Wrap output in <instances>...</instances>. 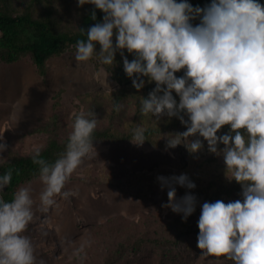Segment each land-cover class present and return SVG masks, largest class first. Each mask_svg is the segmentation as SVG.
<instances>
[{"label": "clouds", "instance_id": "9594fccd", "mask_svg": "<svg viewBox=\"0 0 264 264\" xmlns=\"http://www.w3.org/2000/svg\"><path fill=\"white\" fill-rule=\"evenodd\" d=\"M77 4L94 5L103 18L87 30L77 28L86 38L74 46L76 61L96 57L109 66L105 68L109 75L119 52L134 88L141 89L145 78L155 82L146 97L139 96L141 116L156 127L164 116L185 125L184 131L163 134L166 150L183 144L194 154L206 141L208 152L223 157L227 178L241 186V199L203 202L197 221L200 255L232 264H264V2L210 0L194 6L190 0H77ZM91 18L96 19L95 10ZM113 107L119 112L124 105L116 102ZM98 121L93 110L75 113L65 148L54 161L42 156L43 144L32 145L41 184L37 196L28 182L5 200L13 170L0 173V264H45L27 230L40 219L38 214L58 206V198L78 195V188L66 184L85 158L96 155L93 133ZM129 123L134 125L133 143L148 140L142 123ZM225 125L228 131L218 134ZM7 148L0 135V160ZM156 179L162 190L167 189L168 199L161 206L186 221L196 210L197 195L186 191L178 197L176 186L194 189L195 181L187 173L159 174ZM68 243L75 245L73 253L79 256L91 241L82 237Z\"/></svg>", "mask_w": 264, "mask_h": 264}, {"label": "rangeland", "instance_id": "374dc122", "mask_svg": "<svg viewBox=\"0 0 264 264\" xmlns=\"http://www.w3.org/2000/svg\"><path fill=\"white\" fill-rule=\"evenodd\" d=\"M91 6H78L77 0H0V15L27 16L47 24L55 34H64L77 31ZM33 34L31 29L19 31L23 40ZM75 51V47H68L47 58L40 69L29 53L19 54L9 62L8 51L0 48V135L8 145L0 163L11 154H32V145L45 146L50 136L66 139L74 114L81 111L96 113L99 119L96 129L121 132L134 127L130 121L145 127L153 124L149 117L140 114L139 96L146 94L133 87L119 52L108 75L105 68L109 66L102 65L96 57L78 62ZM124 51L129 60L134 58ZM116 102L124 105L119 112L113 107ZM157 126L158 133L152 136V141L158 145L148 142L137 145L132 141L94 145L96 155L85 158L66 184V188H78V195L67 200L58 198V206L38 214L40 219L27 230L36 244L37 257H42L45 264H103L106 254L115 251L120 243L135 240L146 231L162 244L139 252L125 250L112 264H232L223 258L200 255L197 221L201 212L192 220L193 231L189 235L178 238L171 232L170 208L161 206L167 200L166 195L161 188L150 186V175L160 168L178 174L199 172L204 177L224 173L223 157L208 152L206 141L204 148L194 154L183 144L166 150L163 134L184 131L185 125L176 117L164 116ZM228 129L222 128L218 134ZM114 167L127 172H114ZM132 173L145 175L132 176ZM32 187L35 197L41 190L39 179L32 182ZM141 191L145 196L139 195ZM241 198L240 193H235L225 201ZM82 237L89 238L91 243L78 256L73 253L75 245L68 241L78 243Z\"/></svg>", "mask_w": 264, "mask_h": 264}, {"label": "trees", "instance_id": "16d2710c", "mask_svg": "<svg viewBox=\"0 0 264 264\" xmlns=\"http://www.w3.org/2000/svg\"><path fill=\"white\" fill-rule=\"evenodd\" d=\"M190 2L195 5L204 6L210 3V0H190ZM264 2V0H262ZM96 12V19L91 18L92 11ZM103 12L96 9L92 5L87 13L85 14L83 20L80 23L79 28H84L87 30L92 24L102 20ZM198 21H194L196 23ZM24 29L33 30L34 34L32 38L21 39L19 36V31ZM81 38H86V34L80 32L78 29L74 33H64L55 34L53 33L47 24L43 22L33 21L27 16L21 17H7L0 15V48L6 49L8 51V61L13 62L19 54L29 53L33 62L37 68H43L44 62L47 58L60 54L63 50L68 47H74L77 40ZM182 73L177 72L176 75H181ZM145 84L141 88V91L148 95V93L154 87L155 82H147L145 79ZM175 95V93H174ZM177 99H179L177 97ZM131 128L127 130L116 132L111 128H100L95 129L93 133L94 145L102 143H112V144H123L131 142L132 132ZM147 139L145 142L158 145L156 141H152V136L158 133L155 129V125L146 126ZM170 128V127H169ZM222 128H229L228 125ZM67 138L63 140H58L56 137L50 136L42 151V156L49 161H54L60 154H62ZM32 154L27 156H20L11 154L9 159L5 162L0 163V173L7 171L9 168L13 170V176L11 183L6 186L4 191L5 200H11L13 193L19 186H23L28 182H34L38 180L39 175V165L34 163ZM114 172L125 173L126 169L123 168H113ZM159 174L172 175L178 173L171 171L167 168L157 169L154 175H150L151 182L150 186L155 188H160L159 182L156 177ZM132 176H144L145 174H131ZM189 175V174H188ZM189 177L195 181L196 187L194 189H186L185 187L177 185V196H183L186 191H192L197 195V207L196 210L188 217L185 221L182 219V214L175 213L170 209V220L168 222V229L173 232L178 238L184 235H189L193 231L192 220L201 212V206L204 201H215L217 199H223L233 197L235 193H241V186L235 180H229L225 175V172H218L210 177L201 175V173H193ZM144 191H141L139 195H144ZM164 194L167 196V189H163ZM167 201V200H166ZM180 226H177V225ZM164 243V242H163ZM154 244H162L159 239L151 238L148 231L142 233L135 240L126 239L120 243L115 251L107 253L105 256V262L103 264H112L117 256L122 255L125 250H131L132 252H139L144 248H148Z\"/></svg>", "mask_w": 264, "mask_h": 264}]
</instances>
